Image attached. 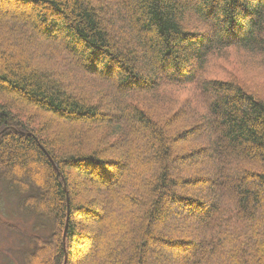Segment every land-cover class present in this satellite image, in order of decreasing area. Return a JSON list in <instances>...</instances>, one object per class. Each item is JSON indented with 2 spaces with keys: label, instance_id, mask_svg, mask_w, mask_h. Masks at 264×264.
Wrapping results in <instances>:
<instances>
[{
  "label": "trees",
  "instance_id": "16d2710c",
  "mask_svg": "<svg viewBox=\"0 0 264 264\" xmlns=\"http://www.w3.org/2000/svg\"><path fill=\"white\" fill-rule=\"evenodd\" d=\"M253 81L264 0H0V264H264Z\"/></svg>",
  "mask_w": 264,
  "mask_h": 264
},
{
  "label": "rangeland",
  "instance_id": "374dc122",
  "mask_svg": "<svg viewBox=\"0 0 264 264\" xmlns=\"http://www.w3.org/2000/svg\"><path fill=\"white\" fill-rule=\"evenodd\" d=\"M108 3H110V2H108ZM4 4H6V3L4 2ZM95 4L98 5V2H96ZM236 55H237L238 61L240 63L242 61V55H239L238 53H236ZM222 62L225 63V61H222ZM228 67H229V69L238 70V75H244V73L240 70L241 68H240L239 65L236 67V66H233V65L229 64ZM230 74L232 75V72L231 73H224L223 76H224V78H226V77L230 76ZM253 84L264 91V89L262 88V85L260 84V82L253 81ZM259 88H258V90H259ZM208 154H209V152L200 155V159L204 160L205 158L208 157ZM72 175H73V173H72ZM75 175L77 177H79V179L82 180V183L83 182L84 183L87 182V178H85L82 174H80L78 172L77 173L74 172V176ZM89 180L94 182V178H90ZM18 199H19V197L17 195H15L14 193H12L11 191H9L7 189V187H4L3 190H2V187L0 186V216L3 219L7 220L6 222H9V223H18V222L23 223L24 217L20 214V212L18 211V208H17ZM94 204L95 203H93V205H91V206H94ZM164 212H166V213H168V212H170V213L171 212L179 213V209L174 207L173 205H168L167 209L164 208ZM181 214H185V212L182 211V213L180 212V215ZM97 216H99V215L97 214ZM100 219H101V217H100ZM95 224L96 223H94L90 218L87 219V225H90L93 228L94 227L96 228ZM167 224H169V223H166L165 226H168ZM8 230L9 229L7 228V226L6 227H0V236L1 237H5V235L8 234ZM95 243H96V240H95V233H94L92 236L87 238L86 242L83 244V249H82V253H81L80 256L82 257V256H84L87 253L88 258L91 261L88 264H93V260H94L93 252H95V250H98V247L95 246ZM100 243H101V241H98V244H100ZM154 251L155 252H160L161 254H163L164 257L167 258V260L168 259L173 260L174 259V254H176V252L170 251L169 249H167L166 247H164L160 243H158V244H156V246H154ZM181 252L183 254H191L190 250H185V251H181Z\"/></svg>",
  "mask_w": 264,
  "mask_h": 264
},
{
  "label": "water",
  "instance_id": "95a60500",
  "mask_svg": "<svg viewBox=\"0 0 264 264\" xmlns=\"http://www.w3.org/2000/svg\"><path fill=\"white\" fill-rule=\"evenodd\" d=\"M68 225H69V218L67 219L66 227H65V230H64V236H63V244H64L65 250H66V232H67ZM66 260H67V258H66Z\"/></svg>",
  "mask_w": 264,
  "mask_h": 264
}]
</instances>
